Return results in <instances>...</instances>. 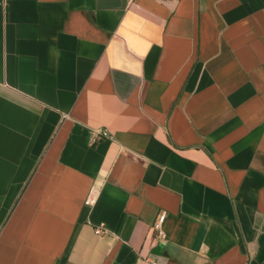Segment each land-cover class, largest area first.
<instances>
[{"label":"crops","instance_id":"crops-1","mask_svg":"<svg viewBox=\"0 0 264 264\" xmlns=\"http://www.w3.org/2000/svg\"><path fill=\"white\" fill-rule=\"evenodd\" d=\"M145 260L264 264V0H0V264Z\"/></svg>","mask_w":264,"mask_h":264},{"label":"built area","instance_id":"built-area-1","mask_svg":"<svg viewBox=\"0 0 264 264\" xmlns=\"http://www.w3.org/2000/svg\"><path fill=\"white\" fill-rule=\"evenodd\" d=\"M131 1V0H130ZM110 136L109 132L106 130H98L95 133V137H94V142L99 141L102 138H108ZM97 201V196L95 194V192L90 193V195L87 197L86 201H85V205L88 207H93L96 204ZM165 219H166V215L162 214L160 215V217L158 218V220L155 222L154 224V230L156 231L157 237L160 241L165 240L166 238V232L164 229V223H165ZM95 232L97 235H105L107 233V230L105 228L104 224L99 225L98 227H96ZM141 264H156L153 261H148L145 260L143 263Z\"/></svg>","mask_w":264,"mask_h":264}]
</instances>
